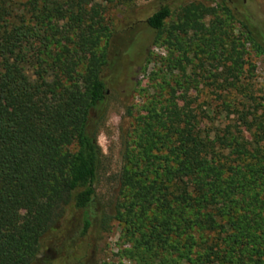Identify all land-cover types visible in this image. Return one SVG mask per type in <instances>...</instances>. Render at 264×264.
I'll use <instances>...</instances> for the list:
<instances>
[{
  "label": "trees",
  "instance_id": "obj_1",
  "mask_svg": "<svg viewBox=\"0 0 264 264\" xmlns=\"http://www.w3.org/2000/svg\"><path fill=\"white\" fill-rule=\"evenodd\" d=\"M104 11L92 0H0V264H89L88 250L114 224L117 256L130 264H264V111L243 113L230 101L233 124L205 128L188 76L173 81L176 97L153 96L132 119L115 197L97 200L106 89L128 53L124 29L110 27ZM170 14L161 6L144 25L153 44L165 35L162 44L179 50L167 63L182 77L192 40L210 61L221 50L231 89L237 46L264 59V33L247 16L238 44L214 34L217 20L203 36L214 9L187 4L165 23ZM136 89L125 82L128 98ZM49 251L53 261L44 260Z\"/></svg>",
  "mask_w": 264,
  "mask_h": 264
},
{
  "label": "rangeland",
  "instance_id": "obj_2",
  "mask_svg": "<svg viewBox=\"0 0 264 264\" xmlns=\"http://www.w3.org/2000/svg\"><path fill=\"white\" fill-rule=\"evenodd\" d=\"M92 2L104 6V20L110 27L118 25L120 29H124L122 34L125 40L120 48L128 51L120 58L122 69L116 75L113 86L106 89L105 114L96 137L101 160L94 186L95 193L99 203L108 206L116 194V178L122 165L121 154L124 145L131 139L132 119L143 113L142 107L151 97L159 95L163 101L168 98L171 90L176 97L180 91L174 86V80H186L188 76L192 82V88L188 93L192 101L191 108L203 118L202 126L205 128H222L233 124L236 114L233 108L226 109L224 106L230 101L233 104L241 102L244 107L243 113L254 111V114L259 116L264 111V59L255 55L249 46L245 45L244 52L239 46L236 47L241 60L240 70L235 73V86L232 89L226 86V82L224 83V80L230 81V78L223 74L222 66L228 63L221 59V50H217L216 59L210 61L205 50H201L199 43L193 40L190 41L188 48L191 63L184 66L185 77H182L179 69H171L167 63L170 59L180 57L179 50L175 47L167 49L162 44L165 35H161V39L153 44L155 33L145 27V19L159 7L166 6L171 14L165 23L174 22L180 7L191 3L199 4L214 9L216 14V17L207 16L203 20L208 31L204 32L203 36L208 35L212 25L216 26L217 20L220 25L214 34L221 30L226 38L234 39L240 44L241 16H247L253 25L264 33V0H116L107 5L102 0ZM226 8L233 13L231 19L225 14ZM185 42L188 41L185 39ZM227 44L228 40L224 39V48ZM139 50H142V54L135 58ZM128 67L129 70L126 72ZM125 82L137 85L136 92L131 98L125 95ZM126 107L130 108L131 116L126 115ZM236 107V110L241 109L240 106ZM118 232L119 228L114 224L108 233L97 236L92 249L87 252L89 264H130L117 256L120 245L117 241ZM80 253L76 251L77 255ZM54 258L56 255L53 252L45 253L44 260L53 261Z\"/></svg>",
  "mask_w": 264,
  "mask_h": 264
}]
</instances>
